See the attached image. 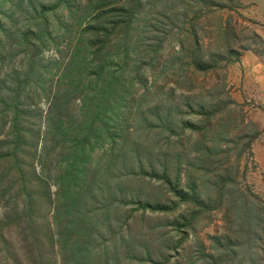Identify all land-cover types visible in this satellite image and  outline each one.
<instances>
[{
	"label": "rangeland",
	"instance_id": "obj_1",
	"mask_svg": "<svg viewBox=\"0 0 264 264\" xmlns=\"http://www.w3.org/2000/svg\"><path fill=\"white\" fill-rule=\"evenodd\" d=\"M97 2L0 0V264H264V107L237 98L264 0H136L107 36ZM220 28L237 56L194 71Z\"/></svg>",
	"mask_w": 264,
	"mask_h": 264
},
{
	"label": "trees",
	"instance_id": "obj_2",
	"mask_svg": "<svg viewBox=\"0 0 264 264\" xmlns=\"http://www.w3.org/2000/svg\"><path fill=\"white\" fill-rule=\"evenodd\" d=\"M99 8L96 10V16L98 18L105 17L107 18L106 26L102 28H97L95 26L91 27V32L95 35L99 33V31L103 32L105 36L108 35L109 31L108 27L112 28H121L123 32H129L132 28V24L134 22L135 15L133 12V8L135 4H137L136 0H97ZM187 5H200L201 8L203 6L207 8H222L226 7L230 9L233 0H225L227 4H221L216 2L215 0H181ZM226 30H222L220 28L219 34L217 36L216 43L220 44L223 47V51L226 57H222V55L207 57L208 62H205L201 57L200 54L196 52V48L198 49L199 43L194 42L193 52L190 56V66L196 72H201L203 74L211 73L217 68L218 61H222V59L228 60L232 56H237V53L231 49L230 46V37L229 34L225 32ZM188 33H191L188 31ZM193 35V34H192ZM107 40H101L99 43H105ZM98 43V44H99ZM85 85H83L84 87ZM188 200L189 197L184 195ZM251 219L242 220L244 225L253 226L256 230H264V218L262 215L256 211L251 215Z\"/></svg>",
	"mask_w": 264,
	"mask_h": 264
},
{
	"label": "crops",
	"instance_id": "obj_3",
	"mask_svg": "<svg viewBox=\"0 0 264 264\" xmlns=\"http://www.w3.org/2000/svg\"><path fill=\"white\" fill-rule=\"evenodd\" d=\"M260 58L252 53L244 55L237 64L238 71L242 75L237 91L240 101L250 100L260 103L264 107V68Z\"/></svg>",
	"mask_w": 264,
	"mask_h": 264
}]
</instances>
